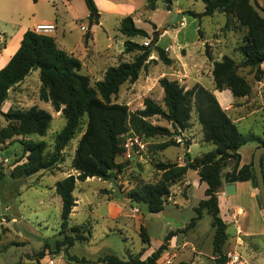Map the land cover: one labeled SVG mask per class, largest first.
<instances>
[{
	"label": "rangeland",
	"instance_id": "374dc122",
	"mask_svg": "<svg viewBox=\"0 0 264 264\" xmlns=\"http://www.w3.org/2000/svg\"><path fill=\"white\" fill-rule=\"evenodd\" d=\"M101 1L97 2L100 6L99 24L90 28L91 38L85 43L86 26L83 25H86V21L82 16L84 17L87 8L83 0H0V68L17 49L22 27H31L30 30H33L34 23L52 20L56 21L55 30L47 34L54 33L57 46L80 60V73L87 75L90 84L94 85L102 78L108 66L131 61L137 54L135 51L123 52V41L127 37L118 31V26L121 18L126 15H130L135 25L148 34V37L133 36L130 39L147 44L152 37H156L157 44L164 47L171 58V63L165 64L153 51L148 63L139 71L137 79L125 81L117 94L112 96L113 102L125 104L130 111L142 108L145 98L163 106V90L158 82L161 77L176 80L185 89L200 85L212 92L215 89L211 75L213 61L219 60L223 54L232 57L237 64L241 60L237 47L243 43L246 28L232 14L221 11L203 16L198 21L188 11H203L204 3L201 0H170L169 5L165 0H157L154 10L145 8V0ZM173 12H187V15L168 23ZM73 15H77L79 19H75ZM160 28L163 30L159 31ZM260 66L264 70V61ZM236 72L250 84V101L257 100L261 90L262 96L258 103L263 107L262 111L243 118L237 124L238 129L244 137H263L264 85L260 89L256 87L258 83L253 78V70L248 66L238 65ZM40 86L39 70L32 69L23 80L8 90L7 98L0 105V126L7 125L3 113L9 109L37 106L51 114L44 135H16L0 143V171L4 174L0 180V264H74L66 259L65 250L53 253L54 241L63 237L59 228L61 200L54 191V183L69 174H77L71 167V159L84 130L85 117L82 119L80 132L62 150V159L59 162L30 175L20 174L16 169L25 161L22 153L23 141H43V153L48 154L53 150L56 134L65 123L61 111H54L49 102L39 98ZM218 92L222 100H241L229 90ZM148 120L152 124L170 128L171 138L179 145L162 149L159 144L168 140L167 136L145 139L131 131L125 133L122 136V152L116 158L118 162H124L125 166L117 172L114 179L88 177L75 182L73 196L76 204L71 210L68 229L64 234H73L71 228L77 227L87 239L76 241L67 252L90 260L104 254H113L122 259L136 255L145 258L163 241L167 228H176L179 239L177 245L172 253L163 257L164 261L159 258L156 264H178L181 261L189 264H215L209 257L200 254L194 255L197 258L192 260L190 246H181V238L182 241L190 238L200 241L202 251L210 252L212 249L214 228L211 226L209 214H203L194 231L192 227H183L195 215L193 208L203 198L199 189L191 188L184 207L173 205L170 194L165 198L164 207L171 210L179 222L169 221L160 212H149L143 202L128 198L129 192L138 182L154 183L159 180L160 173L153 168L152 163L174 161L176 154L185 159L183 153L186 152V142L192 141L188 150L190 156L214 147L211 143L201 141V126L197 122L193 105L188 126L184 130H177L178 134L159 116H152ZM135 138L143 148L139 147ZM128 140L133 142L130 158L126 157L123 148V143ZM249 143L248 140L246 144ZM176 188V185L172 186L175 192ZM175 202L182 204L183 200L177 197ZM141 225L149 235V242L141 239ZM227 233L231 240L235 233L232 224L227 226ZM45 240L52 253L46 250V254L37 261L35 254L42 249ZM252 243L257 244L256 248L249 246L247 252V246H241V251L245 253L243 256L250 253L255 264H264V237L257 238ZM242 260L247 264L244 258Z\"/></svg>",
	"mask_w": 264,
	"mask_h": 264
},
{
	"label": "trees",
	"instance_id": "16d2710c",
	"mask_svg": "<svg viewBox=\"0 0 264 264\" xmlns=\"http://www.w3.org/2000/svg\"><path fill=\"white\" fill-rule=\"evenodd\" d=\"M83 1L88 12L84 32L87 43L91 38L90 28L99 24L100 13L94 0ZM165 1L169 5L170 0ZM201 1L204 3L203 11L199 13L188 11V14L196 17L198 21L203 16L221 11L232 14L239 24L246 28L243 43L237 47L241 55L239 64L232 57L223 54L219 60L213 61L211 75L215 89L220 91L229 89L235 97L248 95L250 84L236 72V69L238 65L248 66L253 70L254 80H262L264 71L260 65L264 61V20L248 4V0ZM156 2L157 0H145V8L154 10ZM118 31L127 37L123 41V52L135 51L137 54L131 61L108 66L102 78L94 85L90 84L87 75L80 73V60L59 48L52 35L37 33L30 29L23 32L17 49L0 68V105L7 98L8 90L23 80L32 69L37 68L41 83L39 98L49 102L54 111H61L65 118L63 127L55 136L53 150L50 153H43V141L22 142L25 161L16 168L20 174L30 175L59 162L62 159V150L68 141L80 132L82 119L85 117V127L71 159V167L77 174H69L54 183V191L61 200L59 228L63 237L54 241L53 253L65 250L66 259L74 264L157 263L161 254L168 248L169 240L176 234L175 231L167 232L159 246L145 258L136 255L122 259L113 254H104L90 260L69 254L67 249L76 241L82 242L87 239L77 227L71 228L73 234H64L68 229L69 215L76 204L73 190L76 180L83 181L88 177L110 180L116 177L117 172L125 166L124 162H118L116 158L122 152V136L129 131L145 139L154 136L169 137L159 144L162 149L170 145H179L171 138L170 128L152 124L148 119L159 116L170 124L175 134H178L177 130H184L188 126L193 105L197 122L201 126L202 140L213 144L214 148L193 159L189 158L186 151L183 164L175 161H155L152 165L160 173L159 180L154 183L138 182L129 192L128 198L143 202L149 212L158 213L165 208L163 204L170 194V187L182 179L187 170H197L199 180L206 184L204 190L206 197L199 200L197 206L193 208L195 215L185 225V229L194 227L204 212L209 214L211 226L214 228L212 237L214 262L226 264L227 255L223 251V245L228 235L226 224L219 216L217 198V192L222 185V169L229 161H233L232 169L223 174L225 181L229 183L250 181L257 187L252 160L238 167L240 161L238 150L248 140L259 139L260 144H264V140L254 135L244 137L214 94L200 85L185 89L176 80L161 77L158 82L163 90V106L150 98H145L142 108L130 111L125 104L113 102L112 96L117 94L125 81L137 79L139 71L148 63L153 51L163 63H171V58L164 47L157 44L156 37H152L147 44L130 39L133 36L148 37L144 29L135 25L130 15L121 18ZM198 34L200 35V29ZM3 117L8 123L6 126H0V143L16 135H44L51 120V114L37 106L9 109L3 113ZM189 144L186 142L185 146L188 147ZM3 177L4 174L0 171V180ZM258 201L262 207L259 197ZM139 233L143 242H149V235L144 226H140ZM46 250L52 253L49 243L45 240L42 249L35 254V259L38 261L46 254ZM178 264L188 263L181 261Z\"/></svg>",
	"mask_w": 264,
	"mask_h": 264
},
{
	"label": "crops",
	"instance_id": "0c3cea01",
	"mask_svg": "<svg viewBox=\"0 0 264 264\" xmlns=\"http://www.w3.org/2000/svg\"><path fill=\"white\" fill-rule=\"evenodd\" d=\"M256 1L258 2V4L261 7L264 8V0H256ZM94 2L98 8V11H100V8H99L100 6L97 3L98 0H94ZM87 14H88V12L86 11L84 17L82 16V19L83 20L85 19V21H86ZM73 16L75 19H79L77 17V15H73ZM43 22L44 23L53 22L56 25V21H52V20L38 21L36 23H43ZM36 23H34V24H36ZM34 24H32V26ZM83 26H86V25H83ZM27 29H31V27H29V28L22 27L21 28V32L19 35V42H20V39L22 37L23 32ZM49 35L53 36L54 33L49 34ZM54 39H56V37H54ZM256 82L258 83L256 85V87L259 89L262 88L264 85V75H263L262 80L256 81ZM227 90H229V89H224L222 91H227ZM212 92L215 94V97L218 100L220 106L226 111V113L231 117V119L235 122L236 125L243 118L263 110V107L261 105H259V103H258L259 97L262 96L261 90L259 91V95L256 98L257 100H254L253 102L250 101L252 96L249 94L245 95L243 97H239V98H241V100L239 102H237V101L235 102V100L238 98H236L234 100H231V98H229V100L225 101L219 97L218 90L213 89ZM235 103L236 104L238 103L239 105H236ZM254 136H256V135H254ZM256 137L264 140V136L263 137L256 136ZM258 140L259 139L249 140L250 141L249 144L245 143V146H241L239 148L238 151L240 153V161H239L238 167H240L244 164L250 163V161L252 160V155H253L254 149L256 148V146H258L260 144V143H258ZM201 141L204 142L202 140V137H201ZM191 142L188 145L186 151H188L190 149ZM206 143H208V142H206ZM210 150H212V149H210ZM210 150H208V151H210ZM208 151H199L195 155H192V156L189 155V158L193 159L194 157L199 156L202 153H205ZM174 158H175L174 161L177 162L178 164L184 163V158L180 157V155L176 154ZM232 167H233V161H229L224 166V168L222 169V185L220 186V188L217 192L219 216L222 218V220L226 224V232H227V226L229 224H232L234 226V231H235L234 236L231 238V240H229L227 237L225 244L223 245V251L226 253V255L228 253L236 252V253L240 254V256L242 258H244V260L247 262V264H255V261H254L253 257H251L250 253H248L247 256L245 257V255L243 256V254H245V253L243 251H241L242 249H240V248H241V246H244V247L247 246V249H245L246 250L245 252H247L249 246L256 248L257 244L252 243V242L255 241L257 238L264 237V210L260 206L259 201H258L259 194H258L257 187H254L250 181L234 182V184H235L234 193H232V194H226L225 193L224 185L228 182L225 181L223 174L230 171L232 169ZM262 170H263V174H264V155L262 156ZM174 185H176V187H177L176 188L177 192H175L172 189V186H174ZM172 186L170 187V190H171L170 191V200H171L172 204L176 205L178 208H179V205H182V207H184L185 203H187L188 198L190 196L191 188L196 187L197 189H199V191L202 193L203 198L205 195L204 190L206 188V184L199 180L197 170H193V169L187 170V172L184 174L182 179L178 180ZM177 197H181V199L183 200L182 204H176L177 202H175V201H176ZM203 198H201V199H203ZM197 223L194 227H192V231H194L195 227L197 226ZM184 226L185 225L183 224V227ZM175 229L176 228H167V232L175 231ZM177 233L178 232H176V234L173 235L171 237V239L169 240L168 248L160 256L161 260L164 261L165 256L167 257V255L169 253L173 252V249L175 248V246L177 245V241L179 240ZM227 235H228V233H227ZM187 239L188 240L182 241V238H181V240H180L181 246H183V247L190 246V249L192 250V255H193L192 260L197 258L194 255L200 254V255H205V256L209 257L210 260L214 261L212 249L210 252L202 251L200 244H199L200 241L197 242L196 239H190V238H187ZM180 249H178V251H180ZM158 261H159V259H158ZM168 264H173V262L172 263L170 262Z\"/></svg>",
	"mask_w": 264,
	"mask_h": 264
},
{
	"label": "water",
	"instance_id": "95a60500",
	"mask_svg": "<svg viewBox=\"0 0 264 264\" xmlns=\"http://www.w3.org/2000/svg\"><path fill=\"white\" fill-rule=\"evenodd\" d=\"M248 4L252 7V9L256 12V14L264 20V8L260 7L256 0H248ZM183 15H187V12L183 13H171V15L168 18V23H172L174 21H177L178 19H181ZM163 30V28H160L159 31ZM185 150H187V147L185 146ZM264 153V144H259L254 149L253 155H252V165L254 169V175L255 180L257 184V190L259 194V199L262 205V208L264 210V174L262 170V161L261 157ZM224 191L226 194H232L235 191V184L234 182H228L224 185ZM160 213L167 218L170 221L179 222V219L168 209L164 208Z\"/></svg>",
	"mask_w": 264,
	"mask_h": 264
},
{
	"label": "built area",
	"instance_id": "2783aa9c",
	"mask_svg": "<svg viewBox=\"0 0 264 264\" xmlns=\"http://www.w3.org/2000/svg\"><path fill=\"white\" fill-rule=\"evenodd\" d=\"M54 30H55L54 23H36L33 28L34 32L44 33V34H47L48 32H53ZM128 141L123 143V148H125L124 154L126 155V157L130 158V149L131 146L133 145V142L131 140ZM135 141L136 143H138L139 147L143 148V145L139 143L136 138ZM226 264H245V262L242 260L240 254L236 252H232L227 254Z\"/></svg>",
	"mask_w": 264,
	"mask_h": 264
}]
</instances>
